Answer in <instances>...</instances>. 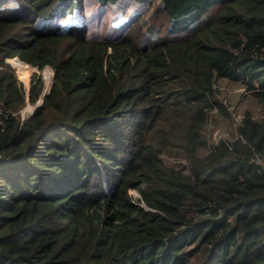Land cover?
I'll list each match as a JSON object with an SVG mask.
<instances>
[{
  "label": "trees",
  "instance_id": "trees-1",
  "mask_svg": "<svg viewBox=\"0 0 264 264\" xmlns=\"http://www.w3.org/2000/svg\"><path fill=\"white\" fill-rule=\"evenodd\" d=\"M0 264H264V0H0Z\"/></svg>",
  "mask_w": 264,
  "mask_h": 264
},
{
  "label": "rangeland",
  "instance_id": "rangeland-1",
  "mask_svg": "<svg viewBox=\"0 0 264 264\" xmlns=\"http://www.w3.org/2000/svg\"><path fill=\"white\" fill-rule=\"evenodd\" d=\"M149 13L150 11L141 14L140 20L134 23L131 27H129V29L127 30L128 32L127 34L131 35L135 32L136 29L140 30L141 28L146 27ZM114 24L116 25L117 23L114 22ZM120 27H123L124 29L123 25ZM113 29L115 31V28ZM15 59L16 58L7 59V62L10 65V67L13 69L14 75L16 76L18 81L22 83L25 90H27L29 87L30 76L33 73H36L41 77V81H42L43 88H42L41 96L47 93L52 82V76H53L52 70L47 67L42 71H37L33 67L31 68L29 66H23L20 70L21 72L18 74V69H16L14 65V62H17ZM18 62L20 61L18 60ZM219 87H220L219 97L222 99L223 104L227 105V109L231 113V118L227 120L226 118L222 119L221 117H217L214 122L212 121L207 125L205 136L207 137L208 142H215L221 138L230 137L231 134L234 133L235 122L239 120L244 109H250L253 111V114L255 115L257 114L255 109V107L257 108V105L253 103L254 102L253 99H249V98L245 99L239 96L240 95L239 93L243 92V88L239 83L223 80ZM40 102H41L40 98L37 100L35 105L26 102V104L20 111V117L22 119L26 117L28 114H30L33 111L34 107L37 106ZM159 157L166 166H171L175 168H183L185 166L184 161L181 158H177L175 156H169L167 154H160ZM130 194L132 195L133 199L137 197V194L135 192L130 191Z\"/></svg>",
  "mask_w": 264,
  "mask_h": 264
},
{
  "label": "clouds",
  "instance_id": "clouds-1",
  "mask_svg": "<svg viewBox=\"0 0 264 264\" xmlns=\"http://www.w3.org/2000/svg\"><path fill=\"white\" fill-rule=\"evenodd\" d=\"M210 9H211V11H213L214 10V7L213 6H211L210 7ZM81 22H83V18H81V17H79V18H76V19H74L73 21H72V23H71V25H77V24H79V23H81ZM58 25H59V31H64L65 30V27L67 26L66 24H60V23H58ZM17 59V58H16ZM49 68V67H48ZM51 69V68H50ZM52 70V69H51ZM53 72V71H52ZM53 77V76H52ZM108 179H106V178H102V182L103 183H101V188L103 189V190H107L109 187H108ZM108 191V190H107ZM130 191H132V192H135L136 194H137V197L135 198V199H137V198H139V195H138V193L135 191V190H129V192H128V194L132 197V195L130 194ZM134 199V200H135Z\"/></svg>",
  "mask_w": 264,
  "mask_h": 264
},
{
  "label": "bare ground",
  "instance_id": "bare-ground-1",
  "mask_svg": "<svg viewBox=\"0 0 264 264\" xmlns=\"http://www.w3.org/2000/svg\"><path fill=\"white\" fill-rule=\"evenodd\" d=\"M17 62H14V65H15V67H16V69H18V74L21 72L20 70H21V68L23 67V66H29V67H31L30 65H28V64H26V63H24V62H18V60L17 59H15ZM32 68V67H31ZM30 68V69H31Z\"/></svg>",
  "mask_w": 264,
  "mask_h": 264
}]
</instances>
